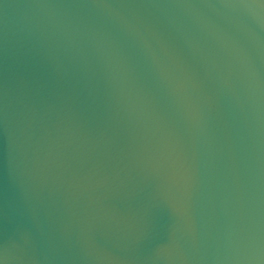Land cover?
Here are the masks:
<instances>
[{
  "label": "water",
  "instance_id": "obj_1",
  "mask_svg": "<svg viewBox=\"0 0 264 264\" xmlns=\"http://www.w3.org/2000/svg\"><path fill=\"white\" fill-rule=\"evenodd\" d=\"M0 264H264V0H0Z\"/></svg>",
  "mask_w": 264,
  "mask_h": 264
}]
</instances>
